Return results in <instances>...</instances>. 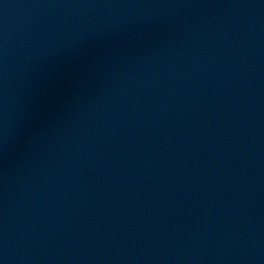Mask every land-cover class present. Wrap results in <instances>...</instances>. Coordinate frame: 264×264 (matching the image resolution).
<instances>
[{
  "label": "water",
  "instance_id": "water-1",
  "mask_svg": "<svg viewBox=\"0 0 264 264\" xmlns=\"http://www.w3.org/2000/svg\"><path fill=\"white\" fill-rule=\"evenodd\" d=\"M0 264H264V0H0Z\"/></svg>",
  "mask_w": 264,
  "mask_h": 264
}]
</instances>
